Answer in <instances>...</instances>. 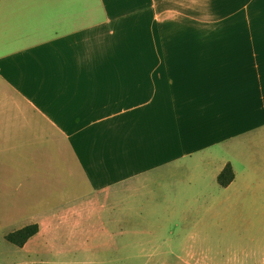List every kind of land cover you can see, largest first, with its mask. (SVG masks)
<instances>
[{
    "label": "crops",
    "instance_id": "obj_1",
    "mask_svg": "<svg viewBox=\"0 0 264 264\" xmlns=\"http://www.w3.org/2000/svg\"><path fill=\"white\" fill-rule=\"evenodd\" d=\"M251 205L264 0H0V229L39 227L23 254Z\"/></svg>",
    "mask_w": 264,
    "mask_h": 264
},
{
    "label": "rangeland",
    "instance_id": "obj_2",
    "mask_svg": "<svg viewBox=\"0 0 264 264\" xmlns=\"http://www.w3.org/2000/svg\"><path fill=\"white\" fill-rule=\"evenodd\" d=\"M199 222V226L194 225ZM159 227L161 230L155 227L156 231L151 233H124V238L96 242L91 248L36 247L29 255L10 243L7 236L13 232L2 228L0 264H189L192 260L197 264H264V214L257 213L253 205L244 214L191 215L186 217L184 228ZM152 251L161 256L152 261L149 258Z\"/></svg>",
    "mask_w": 264,
    "mask_h": 264
},
{
    "label": "trees",
    "instance_id": "obj_3",
    "mask_svg": "<svg viewBox=\"0 0 264 264\" xmlns=\"http://www.w3.org/2000/svg\"><path fill=\"white\" fill-rule=\"evenodd\" d=\"M234 178L231 167H227L219 177V184L223 187L228 186ZM39 231L37 225L28 226L20 231L10 234L7 236V240L17 246L23 247L30 238L36 235Z\"/></svg>",
    "mask_w": 264,
    "mask_h": 264
}]
</instances>
